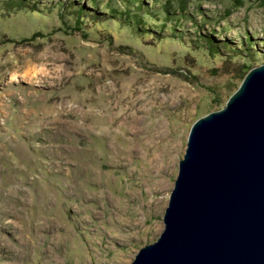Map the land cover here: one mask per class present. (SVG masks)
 I'll use <instances>...</instances> for the list:
<instances>
[{"label":"rangeland","instance_id":"obj_1","mask_svg":"<svg viewBox=\"0 0 264 264\" xmlns=\"http://www.w3.org/2000/svg\"><path fill=\"white\" fill-rule=\"evenodd\" d=\"M261 63L264 0H0V264H131Z\"/></svg>","mask_w":264,"mask_h":264},{"label":"water","instance_id":"obj_2","mask_svg":"<svg viewBox=\"0 0 264 264\" xmlns=\"http://www.w3.org/2000/svg\"><path fill=\"white\" fill-rule=\"evenodd\" d=\"M164 222L131 264H264V63L193 122Z\"/></svg>","mask_w":264,"mask_h":264},{"label":"trees","instance_id":"obj_3","mask_svg":"<svg viewBox=\"0 0 264 264\" xmlns=\"http://www.w3.org/2000/svg\"><path fill=\"white\" fill-rule=\"evenodd\" d=\"M131 2H132V0H131ZM79 10H80V8H79ZM79 12H81V11H79ZM35 35H36V34H35ZM248 71H249V70H248ZM248 71L245 72L244 76L246 75V73H247ZM244 76H243V78H244Z\"/></svg>","mask_w":264,"mask_h":264}]
</instances>
